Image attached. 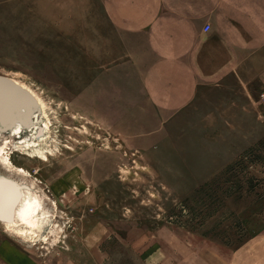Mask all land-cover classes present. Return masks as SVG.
I'll use <instances>...</instances> for the list:
<instances>
[{"label": "rangeland", "instance_id": "374dc122", "mask_svg": "<svg viewBox=\"0 0 264 264\" xmlns=\"http://www.w3.org/2000/svg\"><path fill=\"white\" fill-rule=\"evenodd\" d=\"M105 7L0 0V80L32 96L52 132L40 151L0 138L25 171L0 165V178L49 216L27 239L0 220V264H247L264 240V82L163 107L150 39L122 42Z\"/></svg>", "mask_w": 264, "mask_h": 264}, {"label": "crops", "instance_id": "0c3cea01", "mask_svg": "<svg viewBox=\"0 0 264 264\" xmlns=\"http://www.w3.org/2000/svg\"><path fill=\"white\" fill-rule=\"evenodd\" d=\"M105 15L122 42L125 33L150 39L143 47L154 50L160 105L170 110L219 96L233 81L264 82V0H106ZM249 247L237 253L264 264V240Z\"/></svg>", "mask_w": 264, "mask_h": 264}, {"label": "bare ground", "instance_id": "6f19581e", "mask_svg": "<svg viewBox=\"0 0 264 264\" xmlns=\"http://www.w3.org/2000/svg\"><path fill=\"white\" fill-rule=\"evenodd\" d=\"M3 85L10 89L8 96L7 90H3ZM3 104L10 109L6 117L3 110H0V120L2 119L3 122L8 120L0 126L3 146L10 144L14 147V152H30L40 151L51 142L49 115L32 96L22 97L21 91L14 84L0 80V107ZM11 112L12 114H9ZM5 151L3 147L0 148L1 167L8 173L25 174L23 169L12 163L11 153ZM7 180L11 179L0 178V220L21 238L27 239V234L38 235L49 220L44 201L33 191L23 190L21 186L24 183L11 180L16 184L15 186ZM12 205H16L15 211L11 209Z\"/></svg>", "mask_w": 264, "mask_h": 264}, {"label": "water", "instance_id": "95a60500", "mask_svg": "<svg viewBox=\"0 0 264 264\" xmlns=\"http://www.w3.org/2000/svg\"><path fill=\"white\" fill-rule=\"evenodd\" d=\"M7 121H8V120H7ZM7 121H6V122H7ZM6 122H3V120L1 119V120H0V126H2V124H3V123H6Z\"/></svg>", "mask_w": 264, "mask_h": 264}, {"label": "built area", "instance_id": "2783aa9c", "mask_svg": "<svg viewBox=\"0 0 264 264\" xmlns=\"http://www.w3.org/2000/svg\"><path fill=\"white\" fill-rule=\"evenodd\" d=\"M209 27H206V30L208 31Z\"/></svg>", "mask_w": 264, "mask_h": 264}]
</instances>
